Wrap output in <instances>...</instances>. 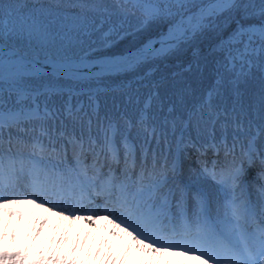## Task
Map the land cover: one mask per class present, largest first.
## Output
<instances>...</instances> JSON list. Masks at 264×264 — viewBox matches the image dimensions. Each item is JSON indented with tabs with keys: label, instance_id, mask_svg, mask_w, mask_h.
I'll return each mask as SVG.
<instances>
[{
	"label": "snow or ice",
	"instance_id": "obj_1",
	"mask_svg": "<svg viewBox=\"0 0 264 264\" xmlns=\"http://www.w3.org/2000/svg\"><path fill=\"white\" fill-rule=\"evenodd\" d=\"M0 264H264V0H0Z\"/></svg>",
	"mask_w": 264,
	"mask_h": 264
},
{
	"label": "trees",
	"instance_id": "obj_2",
	"mask_svg": "<svg viewBox=\"0 0 264 264\" xmlns=\"http://www.w3.org/2000/svg\"><path fill=\"white\" fill-rule=\"evenodd\" d=\"M121 46H126L125 41H121ZM202 51H206L208 47V43L204 42L203 44L200 45ZM191 57V51H186L185 53L181 54L178 58L177 57H172L169 59L168 63L171 67H175L176 63L183 62Z\"/></svg>",
	"mask_w": 264,
	"mask_h": 264
},
{
	"label": "rangeland",
	"instance_id": "obj_3",
	"mask_svg": "<svg viewBox=\"0 0 264 264\" xmlns=\"http://www.w3.org/2000/svg\"><path fill=\"white\" fill-rule=\"evenodd\" d=\"M35 214H36L37 216H41V215H43V213H42L41 210H35ZM32 215H33V213H32V211L30 210L29 215L26 216L25 219H24V222H23V228H24V231H25V232L28 231L29 226H30V223L32 222V221H31V217H32ZM56 220H57L56 217H52V223H53V224L56 223ZM77 227H79V226H77Z\"/></svg>",
	"mask_w": 264,
	"mask_h": 264
}]
</instances>
